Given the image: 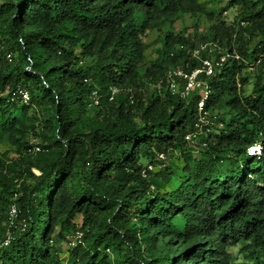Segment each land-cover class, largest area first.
I'll use <instances>...</instances> for the list:
<instances>
[{
  "label": "trees",
  "instance_id": "trees-1",
  "mask_svg": "<svg viewBox=\"0 0 264 264\" xmlns=\"http://www.w3.org/2000/svg\"><path fill=\"white\" fill-rule=\"evenodd\" d=\"M0 264H264V0H0Z\"/></svg>",
  "mask_w": 264,
  "mask_h": 264
},
{
  "label": "rangeland",
  "instance_id": "rangeland-1",
  "mask_svg": "<svg viewBox=\"0 0 264 264\" xmlns=\"http://www.w3.org/2000/svg\"><path fill=\"white\" fill-rule=\"evenodd\" d=\"M217 13L221 11L220 6H215ZM237 11L235 9L229 10L226 13L222 11V18L226 22L227 25L231 26L234 25V17L236 16ZM207 26V20L204 18H194L189 15H185L182 21H177L172 25V31L174 34L180 33L184 28L186 31V34H189L191 39H193L195 34H199V32H202L203 29ZM159 32H150L148 33L147 37L145 38V42L149 44V48L146 52V59L148 62L154 60V58L157 56V49H158V43H157V38H158ZM181 85L179 83H175V90H177L178 86ZM251 90V85L247 89V93ZM201 96L205 95L204 92L199 93ZM250 149V151H256Z\"/></svg>",
  "mask_w": 264,
  "mask_h": 264
},
{
  "label": "built area",
  "instance_id": "built-area-1",
  "mask_svg": "<svg viewBox=\"0 0 264 264\" xmlns=\"http://www.w3.org/2000/svg\"><path fill=\"white\" fill-rule=\"evenodd\" d=\"M198 54V51H194V56H196ZM224 59H221V62H223ZM203 71L206 73V75H210L211 74V70H212V65L209 61H204L203 62ZM200 71H196L193 72L191 75H187L185 73H183L181 70H174L173 72L170 73V76H174V77H178V78H182L185 81V86L183 88V90H181L180 92V97L182 99H186L189 94L191 92H193L197 87L198 84L196 82V75L199 73ZM171 87H174L173 81L171 80ZM23 100L26 102L28 100L27 95L23 94L22 95ZM202 107V102L199 104V109H201ZM185 139L188 142H192L195 139V134H188ZM36 151L38 149H35ZM162 157V156H160ZM150 169V168H149ZM16 215V209L14 207L11 208L10 212H9V225L12 226L13 225V219L15 218Z\"/></svg>",
  "mask_w": 264,
  "mask_h": 264
},
{
  "label": "clouds",
  "instance_id": "clouds-1",
  "mask_svg": "<svg viewBox=\"0 0 264 264\" xmlns=\"http://www.w3.org/2000/svg\"><path fill=\"white\" fill-rule=\"evenodd\" d=\"M253 152V151H252Z\"/></svg>",
  "mask_w": 264,
  "mask_h": 264
}]
</instances>
